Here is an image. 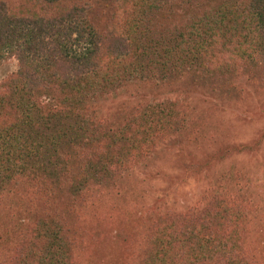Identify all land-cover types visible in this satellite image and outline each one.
Instances as JSON below:
<instances>
[{"label": "trees", "instance_id": "1", "mask_svg": "<svg viewBox=\"0 0 264 264\" xmlns=\"http://www.w3.org/2000/svg\"><path fill=\"white\" fill-rule=\"evenodd\" d=\"M8 58L19 68L0 83V206L24 188L34 213L0 220V264H83L76 223L91 192L185 124L179 103L105 120L94 98L179 74L221 87L254 72L264 85V0H0ZM248 212L220 198L161 216L137 246L143 264H262Z\"/></svg>", "mask_w": 264, "mask_h": 264}, {"label": "rangeland", "instance_id": "2", "mask_svg": "<svg viewBox=\"0 0 264 264\" xmlns=\"http://www.w3.org/2000/svg\"><path fill=\"white\" fill-rule=\"evenodd\" d=\"M18 68L15 58L2 61L0 83ZM161 103H179L185 124L123 170L103 192H91L93 199L76 223V231L84 238L85 251L80 254L83 264H143L137 246L143 245L161 216L199 215L220 198L235 199L249 210L248 248L253 245L261 255L264 85L254 72L221 87L179 74L164 80H132L97 94L93 100L99 117L105 120ZM19 189L6 196L0 206L3 223L7 219L15 223L27 215L33 218V201L27 199L24 188ZM11 204L17 211L5 214L2 207Z\"/></svg>", "mask_w": 264, "mask_h": 264}]
</instances>
